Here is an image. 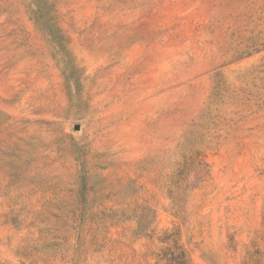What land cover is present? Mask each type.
I'll return each mask as SVG.
<instances>
[{
  "label": "rangeland",
  "instance_id": "obj_1",
  "mask_svg": "<svg viewBox=\"0 0 264 264\" xmlns=\"http://www.w3.org/2000/svg\"><path fill=\"white\" fill-rule=\"evenodd\" d=\"M264 264V0H0V264Z\"/></svg>",
  "mask_w": 264,
  "mask_h": 264
},
{
  "label": "trees",
  "instance_id": "obj_2",
  "mask_svg": "<svg viewBox=\"0 0 264 264\" xmlns=\"http://www.w3.org/2000/svg\"><path fill=\"white\" fill-rule=\"evenodd\" d=\"M176 264H187L185 254L182 251L180 252V257Z\"/></svg>",
  "mask_w": 264,
  "mask_h": 264
}]
</instances>
